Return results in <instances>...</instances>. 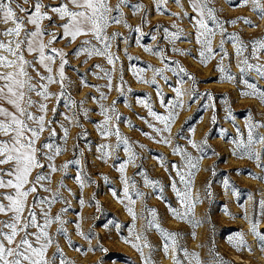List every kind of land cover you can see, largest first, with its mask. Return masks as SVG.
<instances>
[{"label": "rangeland", "instance_id": "obj_1", "mask_svg": "<svg viewBox=\"0 0 264 264\" xmlns=\"http://www.w3.org/2000/svg\"><path fill=\"white\" fill-rule=\"evenodd\" d=\"M61 2L42 0L48 6L44 10L49 12L51 20H43L41 26L49 33L57 34L51 47L62 49L66 54L64 89H61L59 82L48 85L50 92L63 91L64 94L59 99L56 96L48 98L45 116L46 121L52 122L50 127L56 132L51 143L63 151L55 155L52 163L57 170L51 172L48 161L38 153L44 167L33 169L30 179L38 172H50V179L41 183L52 191L45 192L38 185L37 192L30 193L27 198L31 205L37 194L40 197H51L57 191L60 194L51 205L50 214H61L67 236L57 233V224L53 223L48 229L53 243L47 255L53 257L59 245L64 259L72 264H142L139 253L123 239L130 238L129 229L133 218L126 210L128 201H121L124 186L118 169L129 154L124 151L123 144L116 147L115 135L105 138L98 131V125L104 120L100 104L109 107L115 101L119 119L111 111L108 114L113 116L112 122L118 126L121 136L128 139L129 147L135 153V163L127 164L124 175L129 178L130 188L131 182L135 181L136 189L144 194L137 198L131 193L135 204L130 206L136 214V231L142 232V239L146 238L151 245V248H144V253L146 256L151 255L153 264L175 262L171 245L166 254L165 239L154 226L149 227L147 224L148 220L153 219L148 211L150 209L156 210L155 220L163 229L178 234L176 257L181 264H196L191 253L199 255L201 264H218V259L224 264H264V242L253 234L250 224V221L259 219L257 231L264 235V214L261 212V201H264V149L258 143L253 146L260 153V160L257 161L241 155L234 143L240 138L247 140L246 124L258 122L264 125V102L259 95L242 94L253 91L244 80L264 90V79L255 71L246 70L243 75L240 71V61L245 57L249 63H257L251 56L252 42L264 39V14L253 10L252 0L244 3L241 0H207L208 6L215 10L223 32L219 28L215 30L212 37L214 55L202 63L199 55L202 46L196 42V29L191 19L197 14L192 11L189 0H180L182 7L176 0H124L123 3L121 0H108L113 9L117 4L120 5V13L113 11L112 15L118 16L121 21L110 22L106 29L109 37L114 32L119 34L110 40L109 51L114 62L109 64L106 56H89L86 52L76 54L86 39L91 41V45L102 47L90 35L78 36L71 42L69 38H60L63 29L59 25L65 21L52 12L51 7ZM16 4L31 11L34 0H16L14 8ZM137 5H140L138 9ZM16 12L19 16L27 15L18 8ZM208 23L210 28L214 27L211 21ZM4 27L0 24V29ZM26 27L32 29L34 26L28 24ZM172 33H176V36L173 37ZM233 34L245 46L241 56L236 55ZM222 37L223 51L220 48ZM0 39L5 40L4 37ZM48 39L49 35L45 34L43 40L47 42ZM35 55L25 52V58L33 61L39 71L47 75L44 68L33 59ZM259 56L258 62L264 64V50L260 51ZM59 64L60 58L57 57L52 65L57 81ZM217 65H222L227 71L221 73ZM181 67L184 72L180 71ZM155 68L162 69V74L154 73ZM137 70L145 81L155 79V83L139 81L134 75ZM27 71L34 78L33 83H36L37 73L31 67ZM105 72L112 77L111 89L106 86L108 80ZM229 74L233 77L231 80L226 78ZM222 75L224 79H221ZM117 85H120V91H117ZM176 87L184 92L179 98L183 106L174 109L177 115L171 125L170 136L167 132L162 133L169 137L171 144L158 143L160 135L145 121L159 128H163V125L148 115L144 103L166 115L169 101L175 104L178 99L174 91ZM158 91L161 96L157 95ZM101 93L106 98L101 99ZM30 95L34 101L41 99L34 92ZM0 104L12 110L5 101H0ZM30 110L39 115L37 106L34 105ZM61 125L67 128L66 139ZM190 129H194V132ZM253 132L264 135V126L254 127ZM48 137L49 128L46 127L37 141V147ZM188 138L197 143L206 141L201 145L203 152L192 148L187 142ZM105 143L114 147L110 156L100 159L102 153L97 149ZM177 145L187 149L193 157L202 156L198 169H191L192 176H187L188 169L180 155L173 153V147ZM76 160H79V164L75 163ZM68 161L73 163L61 171V165ZM173 164L184 169L186 179L192 182L194 209L187 219H178L170 211V208L181 213L185 211L171 187L175 180L177 186L184 190ZM10 166L3 164L0 168L8 169ZM78 173L84 180L83 189L75 179ZM145 175L150 180L159 181V185H146ZM4 192L14 194L10 188H0V193ZM0 200L3 198L0 197ZM3 202L7 203L6 200ZM44 208L48 211L47 205ZM61 209L64 211L61 212ZM36 211L39 214V205ZM245 214L248 219H245ZM24 215H27V211ZM7 218L0 214V220ZM77 224L84 235L77 233ZM241 239L243 243H240ZM183 249H187L188 258H185ZM59 262L60 255L56 253L54 264Z\"/></svg>", "mask_w": 264, "mask_h": 264}, {"label": "snow or ice", "instance_id": "obj_2", "mask_svg": "<svg viewBox=\"0 0 264 264\" xmlns=\"http://www.w3.org/2000/svg\"><path fill=\"white\" fill-rule=\"evenodd\" d=\"M27 2V0H25ZM124 0H121L123 3ZM242 3L246 0H241ZM16 0H0V24L5 25L4 28L0 29V37H8L7 41L0 39V69H5V71H0V101H5L11 106L12 110L4 107L0 104V165L10 164V168L3 169L0 168V188H10L13 190L14 194L4 192L0 193V214L7 216V219L0 220V264H54V259L56 253L60 255L59 264H72L71 261H66L63 257V252L57 245L56 253L53 257L47 255L48 249L53 243L52 236L50 235L48 229L53 224H57V233H63L67 236L66 229L64 228L65 221L62 220L61 214L57 213L55 216L50 214L51 205L55 203L57 197H59V192L53 193L51 197H40L38 194L33 197L31 205L28 204V196L30 193L37 192V186L39 185L45 192L52 191L50 188L41 183L44 180L50 179V172L56 171V167L52 161L55 155H59L63 149L57 145L51 143L52 137L56 135L55 129H52L51 121H46L45 116L48 111L47 103L49 97L56 96L59 99L63 96V91L60 93H52L48 90V85L51 83H60V87L63 90L65 87L64 80V67L67 63L65 53L62 49L51 47L53 41L57 39V34L49 33L47 29L41 26V22L45 19L51 20L49 12L44 9L47 5L42 3V0H34V7L31 11L24 9L19 4H16V8L13 4ZM176 3L180 5V0H176ZM192 11L196 13V16L191 17L194 21V27L196 29V42L200 44L201 51L199 53L201 62L206 63L208 59L214 55L212 48V37L215 35V30L223 29L220 28V22L214 14V9L208 6L207 0H189ZM253 10L264 14V3L261 0H252ZM140 5H137L138 9ZM20 12L27 13L25 16L17 15L16 9ZM159 10V6H158ZM51 11L56 13L58 17L65 21L60 24L59 27L63 29V36L60 38H69V42L75 41L78 36H91L94 38L99 45L102 47H97L96 45H91L90 40L82 41L81 47L76 50V54L79 55L80 52H86L87 55L91 56L93 54L106 56L108 58V63L113 64L114 58L109 51L111 45L110 40L115 38L118 33H112L109 37L106 33L107 26L109 23H120L118 16H113L112 13H120V5L117 4L115 9L108 3V0H62L58 6L51 7ZM173 15H178L173 13ZM187 15V13H185ZM208 21L214 27H209ZM234 23L235 21H230ZM246 22H248L246 20ZM125 26L127 22L125 21ZM33 25L32 29L26 27V25ZM167 29L165 32L167 33ZM49 35L47 42L43 40L44 35ZM175 37L176 33H172ZM167 38V36H166ZM223 37L221 39L220 48L223 51ZM232 43L236 50V55L241 56L244 50V45L242 42H238V38L233 34ZM90 45V47H89ZM149 50V49H146ZM174 51H182L178 49H173ZM264 50V39L255 40L252 42V52L251 56L257 60V63H249L247 57L240 61V71L243 75L246 70L255 71L256 74L264 79V64L259 63V53ZM25 52L28 54L35 53L33 57L35 61L41 65L46 71L47 75L41 73L33 61L27 60L25 58ZM4 53H7L5 55ZM227 55V53H225ZM60 58L59 68L57 69L56 75L59 77V81L56 80L53 75L52 65L56 58ZM31 67L33 71L37 73L38 80L33 83V77L29 74L27 69ZM99 67V65H96ZM167 67V65H165ZM217 70L221 73H225L227 69L222 65H217ZM154 73L162 74L163 70L160 68H155ZM181 72L185 70L181 67ZM137 79L141 82L155 83V79L152 81H145L140 71L134 72ZM108 83L107 87L111 89L112 87V77L108 72H105ZM225 77L222 75L221 79ZM227 79L231 80L233 77L229 74ZM121 82H123V77L121 75ZM247 84L249 89L253 91L251 94L259 95L262 102H264V90L257 88L253 83L247 80L243 81ZM99 87V86H96ZM120 85H117V91H120ZM176 97L178 98L176 103L173 104L169 101V107L167 108V114H160L154 111L150 104L144 103V107L148 109V115L153 117L156 121L163 125V128L156 127L154 124L148 123L150 128L160 135V140L158 143L171 144L169 137L162 135L163 132L171 134V125L174 122V118L177 113L174 111L176 107H182L183 101L179 98L184 95V92L180 87L174 89ZM35 93L41 99L39 101H34L31 97V93ZM158 96L161 93L157 92ZM105 94L101 93V99H104ZM209 98L210 94H209ZM95 99V97L93 98ZM83 102L81 101V104ZM161 104H163V98L161 97ZM38 107L39 115L34 114L30 109L33 106ZM101 115L104 116V120L98 125V131L105 138L115 135L116 137V147L123 144L124 151L128 153V158L125 159L118 171L121 173V182L123 183V196L121 201L127 200L126 210L133 218V224L129 229V237L123 238L126 243H129L140 255L142 264H153L151 260V255L148 256L144 253V248H151L146 241V238L142 239L143 233H138L135 228L136 214L134 208L130 205L135 204V200L132 198L134 193L137 198L143 196L135 187V181L131 182V188L129 187V178L124 175L125 168L128 163H135V153H133L129 147V141L126 137H122L118 126L113 123V116L108 113L111 111L119 119L116 113L115 101L112 105L105 107L100 104ZM55 113V108L52 109ZM67 119V117H65ZM143 119V117H141ZM31 122V123H30ZM213 122H215V116L213 115ZM257 126H264L257 124L248 123L246 127L248 128L247 140L243 138L234 141L236 150H239L241 155H247L250 159L260 160V153L256 151L253 147L255 144H260L262 149H264V135L254 134L253 128ZM49 128V137L41 142L40 147H37V141L40 140L41 134L45 131V128ZM64 131V138H67V128L61 125ZM194 132V129H190ZM144 135H149L144 133ZM155 139V137H152ZM188 144L192 148L203 152L202 144L206 141H201L197 143L194 139L188 138ZM114 146L107 143L98 146V151L102 153L99 157L100 159H106L111 155V150ZM47 149V151H43ZM43 156L48 161L49 173L38 172L34 178H31L33 169H42L44 165L38 157ZM173 153L178 154L181 160L187 166V176H192L191 169H198V162L202 159V156L193 157L190 152L185 148H181L179 145L173 147ZM235 154V150H234ZM73 163V161H68L64 165H61L60 170L63 171L67 168L68 164ZM75 163L79 164V160ZM173 169L176 170V175L179 178L180 184L183 185V189L177 186L175 180L172 181L171 187L175 193L180 204L184 207L185 211L183 213L177 211L176 209H171L170 211L178 219H187L189 213L193 212L194 201L191 196V180L186 179L185 171L177 165H172ZM167 170V169H166ZM8 178L5 179L4 177ZM76 181L79 183L80 188L84 187V180L81 174H77L75 177ZM107 179V177H105ZM145 184H151L153 187L159 185V181L150 180L146 175L144 177ZM227 180L225 184L227 185ZM61 186L63 184L61 183ZM210 194V193H209ZM113 195L116 192L113 190ZM6 200L7 203L3 201ZM198 200V197H197ZM83 199L81 198V204H83ZM40 206L39 214L36 211L37 206ZM47 205L48 211H45L44 206ZM27 211V215L24 213ZM64 210L61 209V212ZM153 219L147 221L149 227L154 226L165 239L164 251L167 254L169 246L171 245L173 249V260L175 264H181V261L176 257V237L177 233L168 232L163 229L159 223L155 220V209H150ZM261 212L264 214V201H261ZM10 214V215H9ZM245 219H248L247 214H245ZM259 219L255 222H251V231L253 234L257 235L259 239L264 242V235L257 231ZM30 229H35L30 231ZM77 233L79 235H84L80 232L79 224H77ZM231 242V238H230ZM243 243V240H240ZM71 245V241H69ZM106 251L105 249H101ZM185 258L189 257L187 249H183ZM191 256L195 258L196 264H201L199 260V255L197 253H191ZM218 264H224L222 260L218 259Z\"/></svg>", "mask_w": 264, "mask_h": 264}, {"label": "bare ground", "instance_id": "obj_3", "mask_svg": "<svg viewBox=\"0 0 264 264\" xmlns=\"http://www.w3.org/2000/svg\"><path fill=\"white\" fill-rule=\"evenodd\" d=\"M4 39H5V40H7V39H8V37H4ZM4 54H5V55H7V53H4Z\"/></svg>", "mask_w": 264, "mask_h": 264}]
</instances>
